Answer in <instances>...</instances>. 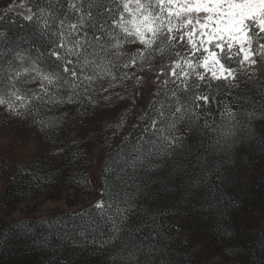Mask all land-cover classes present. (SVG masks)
<instances>
[{
  "label": "snow or ice",
  "instance_id": "6c2138e0",
  "mask_svg": "<svg viewBox=\"0 0 264 264\" xmlns=\"http://www.w3.org/2000/svg\"><path fill=\"white\" fill-rule=\"evenodd\" d=\"M57 11L59 16L46 22V52L13 50L0 63V106L12 117L48 127L53 118L42 111L48 106L86 105L134 78V91L142 97L147 92L148 104L138 110L139 127L133 126L135 138L122 157V171L137 191L142 174L149 172L164 171L190 187L212 172L204 153L197 158L198 174L178 162L191 151L181 130L195 128L209 140L208 153L215 154L253 134L252 120L264 117V112L258 117L242 111L245 96L239 91L242 83L264 75V0H66L53 8ZM35 15L28 9L24 19ZM190 109L199 110L195 120ZM104 187L107 196L109 185ZM130 199L109 217L108 237L99 241L112 247V264H133L140 251L112 244L127 227Z\"/></svg>",
  "mask_w": 264,
  "mask_h": 264
},
{
  "label": "trees",
  "instance_id": "16d2710c",
  "mask_svg": "<svg viewBox=\"0 0 264 264\" xmlns=\"http://www.w3.org/2000/svg\"><path fill=\"white\" fill-rule=\"evenodd\" d=\"M10 1L0 0V4ZM23 3L26 11L5 4L0 13V63L13 50L35 53L39 48L46 52L49 46L46 22L59 16L53 8L66 5V0H23ZM28 9L36 13L32 21L24 19ZM239 91L245 96L240 102L242 111H255L259 117L264 112V75L257 82L242 83ZM115 100L100 105L95 114L96 121L100 117L101 121L93 124L101 138L106 132L112 135L99 170L103 207L98 209L91 204L77 212L15 220L8 217L24 200L58 187L88 193H93L94 187L90 162L72 150L83 140L74 139L71 143L64 138L68 137L65 136L68 114L59 115V111L68 105H50L42 110L44 117L53 118L48 127L26 117H9L6 107L0 106V131L12 128L13 121L15 125L23 123L38 132L42 146V154L28 167L12 165L15 173L0 196V264H112V247L102 246L99 241L107 239L109 217L117 214V208L127 206L126 197H131L133 211L124 218L127 227H121V239L113 240L112 244L124 250L131 248L133 252L140 249L133 264L137 260L139 264H203L201 254L206 252L236 264H264V117L252 120L253 134H244L242 140L215 154L208 153L209 140H202L195 128L191 133L181 130L179 135L188 138L191 151L178 162L190 173L198 174L197 158L204 153L212 172L191 187L182 182L183 178L178 181L166 177L164 171L149 172L147 176L142 174L139 180L142 188L137 191L131 176L122 171L125 167L122 157L131 148L129 142L136 131L133 126L139 127L137 113L147 107L148 95L143 96L136 109L125 97L118 103ZM93 104L83 105L82 109L77 108L80 104H72L75 116L82 112L90 114ZM232 110L236 111L235 105ZM198 111L190 109L193 120ZM213 113L218 117L215 102ZM124 118H128L130 127L123 124L118 129L117 122ZM205 119L201 114L199 123L203 125ZM206 131L211 137V131ZM200 142L203 148L198 147ZM105 183L109 185L107 196Z\"/></svg>",
  "mask_w": 264,
  "mask_h": 264
},
{
  "label": "rangeland",
  "instance_id": "374dc122",
  "mask_svg": "<svg viewBox=\"0 0 264 264\" xmlns=\"http://www.w3.org/2000/svg\"><path fill=\"white\" fill-rule=\"evenodd\" d=\"M7 3L0 4V13L5 10L4 7ZM8 4L19 11H26L23 0H11ZM133 89L134 78L126 81L123 86L117 84L115 88L110 89L108 92L98 93L94 97V104L89 110L90 114H87L88 112H82L79 116H75L76 111L72 104L68 105V107H61V112L59 111V115H65V112L68 114V133L65 135H68V137L64 138H68V141L71 143L75 142L74 139L83 140V142L76 144L72 150L79 155H83L84 160L90 162L89 174L94 187L93 193H88L81 189H63L58 187L52 189L50 193L48 192L49 194L44 193L34 199H27L20 202L12 215L8 217V220L27 217L43 218L64 212H77L91 204L97 205L98 203H103L99 170L106 154L105 147L107 148L110 145L112 135L106 132L105 135L102 134V138L99 136L101 133H98L99 130L93 124L95 122L98 124L101 121V117L96 121V117L98 116L95 113L100 109V105L104 106L107 102L114 99H116V103L123 100L117 99L121 96L125 97L126 101L131 103L133 109H136L137 103L139 104L143 100V97L136 91L133 93ZM105 96L109 97V99H105ZM82 107L83 105H79L77 108L82 109ZM110 113H113L112 110H110ZM9 117L12 116L10 115ZM119 120L120 122H117L118 125L124 124L125 127H130L131 123L128 118ZM125 120L127 121L125 122ZM10 126L12 128L0 131V196L5 192L7 183L15 173L12 165L15 167H28L33 160L42 154V146L37 131H34L32 128H27L23 123L22 125H15V121L11 122ZM201 256L203 264H236L235 262L233 263L219 256H215L214 253L210 252L202 253Z\"/></svg>",
  "mask_w": 264,
  "mask_h": 264
}]
</instances>
